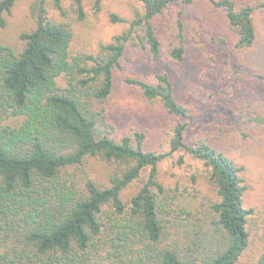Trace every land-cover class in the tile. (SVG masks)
Here are the masks:
<instances>
[{
    "label": "trees",
    "instance_id": "16d2710c",
    "mask_svg": "<svg viewBox=\"0 0 264 264\" xmlns=\"http://www.w3.org/2000/svg\"><path fill=\"white\" fill-rule=\"evenodd\" d=\"M18 1L0 0V29ZM63 1L35 0L36 28L22 34L21 51L0 43V264H237L259 226L245 203V168L207 140L188 143L193 115L169 74L154 83L126 80L169 115L189 120L174 127L169 152L146 150L144 132L115 137L108 113L127 49L160 58L155 20L174 0H138L143 10L131 20L111 15L125 29L96 53L74 50ZM207 1L225 12L237 48L255 45L254 16L264 0ZM83 2L72 0L79 21ZM101 3L94 0L98 11ZM47 4L60 20L48 16ZM169 55L182 62L186 50L172 44ZM250 120L264 124L261 115ZM180 152L203 163L205 189L198 177L189 186L161 181L160 165ZM254 264H264V245Z\"/></svg>",
    "mask_w": 264,
    "mask_h": 264
},
{
    "label": "rangeland",
    "instance_id": "374dc122",
    "mask_svg": "<svg viewBox=\"0 0 264 264\" xmlns=\"http://www.w3.org/2000/svg\"><path fill=\"white\" fill-rule=\"evenodd\" d=\"M234 1L239 5H256L261 0ZM34 2L19 0L6 15V26L0 29V43L17 52L24 48L22 34L36 28ZM63 6L74 22V50L88 53H96L100 43L111 42L125 29L126 24L114 23L111 15L131 20L136 11L143 10L138 0H102L99 11L94 0H84L86 18L79 21L73 13L72 0H64ZM47 11L51 19L60 20L52 4H47ZM254 18L257 41L251 48L239 49L229 34L222 9L207 0L192 3L174 0L171 9L155 20L162 43L160 58L154 60L145 52L128 48L121 68L115 72V86L107 104L115 137L144 132L146 150L169 152L174 127L189 120L169 115L126 82L135 77L154 83L157 75L167 73L174 83L177 100L193 115L188 143L207 140L244 166L245 203L255 209L259 226L253 231V249L247 250L237 264H254L264 245V124L250 120L253 115L264 117V10L257 11ZM172 44L185 48L182 62L170 57ZM94 167L97 175L105 176L102 167ZM204 171L203 163L182 152L167 158L159 168L160 179L166 185L180 182L189 186L192 177H198V185L203 189L200 175ZM140 183L128 189L125 196L135 193Z\"/></svg>",
    "mask_w": 264,
    "mask_h": 264
}]
</instances>
